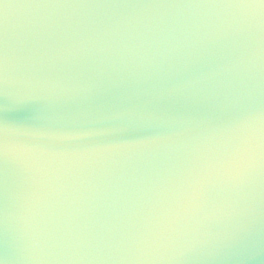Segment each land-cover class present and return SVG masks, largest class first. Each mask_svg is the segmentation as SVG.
<instances>
[{
    "label": "water",
    "instance_id": "obj_1",
    "mask_svg": "<svg viewBox=\"0 0 264 264\" xmlns=\"http://www.w3.org/2000/svg\"><path fill=\"white\" fill-rule=\"evenodd\" d=\"M0 36V138L83 154L48 176L9 160L4 264H264V167L214 169L237 124L264 123V8L3 0Z\"/></svg>",
    "mask_w": 264,
    "mask_h": 264
},
{
    "label": "snow or ice",
    "instance_id": "obj_2",
    "mask_svg": "<svg viewBox=\"0 0 264 264\" xmlns=\"http://www.w3.org/2000/svg\"><path fill=\"white\" fill-rule=\"evenodd\" d=\"M42 4L59 3L62 0H39ZM220 3L236 7H256L264 8V0H218ZM3 3V0H0ZM8 72V59L6 52V43L0 36V84L6 82ZM236 143L232 150L214 165L216 171L223 174L236 176L242 172H247L255 168L257 162L264 167V123L257 129L252 121L241 122L236 125L235 129ZM90 134L75 133L59 137L61 141H74L85 139ZM37 150L21 146L9 150L5 139L0 138V177L6 169V165L11 159L14 163L22 166L25 175L32 176L35 173L38 176L51 175L49 169L54 163L64 162L67 160H76L82 157V153L76 151L49 152L41 151L39 156ZM211 177L210 171H202L192 177L189 189V197L192 200L201 199L204 195L206 184ZM34 178V177H32ZM0 264H4L0 260Z\"/></svg>",
    "mask_w": 264,
    "mask_h": 264
}]
</instances>
